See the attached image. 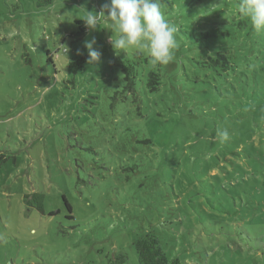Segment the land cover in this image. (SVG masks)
<instances>
[{"label": "rangeland", "instance_id": "1", "mask_svg": "<svg viewBox=\"0 0 264 264\" xmlns=\"http://www.w3.org/2000/svg\"><path fill=\"white\" fill-rule=\"evenodd\" d=\"M187 1L161 0L167 67L85 25L110 0H0V264H137L143 229L185 264H264V34L240 0Z\"/></svg>", "mask_w": 264, "mask_h": 264}, {"label": "clouds", "instance_id": "2", "mask_svg": "<svg viewBox=\"0 0 264 264\" xmlns=\"http://www.w3.org/2000/svg\"><path fill=\"white\" fill-rule=\"evenodd\" d=\"M238 10L250 19L256 33L264 34V0H240ZM81 19L91 30L107 22L109 27L106 28L113 34L110 42L117 55L131 49H146L153 63L167 65L175 59L179 47L178 28L165 17L161 0H110L103 5V11L86 10ZM95 43V39L85 42L90 64L101 57ZM229 135L227 129L216 133L222 142L227 141Z\"/></svg>", "mask_w": 264, "mask_h": 264}, {"label": "trees", "instance_id": "3", "mask_svg": "<svg viewBox=\"0 0 264 264\" xmlns=\"http://www.w3.org/2000/svg\"><path fill=\"white\" fill-rule=\"evenodd\" d=\"M53 0H44L43 5H47L52 3ZM169 0H167L168 2ZM191 0H188V4L190 7H195L196 5H202L204 1L206 2L207 0H200V1H195L196 4H193L190 2ZM173 8L175 7V4L177 3V0H174ZM172 8V10H173ZM162 12L165 14V17H169L168 14L171 12V10H162ZM211 35H205L201 39H198L199 42H204L205 39L209 38ZM203 44L199 45V48H203ZM66 49V48H65ZM146 51V50H145ZM144 52V51H142ZM139 53V56H141V53ZM121 54V53H120ZM114 58V57H113ZM112 58V59H113ZM122 60H124V57H122ZM81 60H77L76 64L78 65ZM130 62V61H129ZM135 63V62H134ZM172 62L167 64V67L170 66ZM139 64V63H138ZM79 66V65H78ZM114 69L118 71L119 75L121 76V79L123 81H126V85H124L126 88H132L133 82H135V77L137 76V72L135 70V67L131 63H124L122 64V67L119 65L116 66L113 65ZM77 69V67L75 66ZM75 69V71H76ZM218 69V67H217ZM216 68L214 69V72L217 70ZM132 84V85H131ZM137 85V84H136ZM113 86V85H112ZM118 152V151H117ZM6 159L4 158V155H0V164L5 162ZM27 199V202L40 211L41 213H45V194L39 191H34L30 194H27L25 196ZM65 200V199H64ZM65 202H67L65 200ZM68 206V209L72 211V207L68 202L66 203ZM53 214V213H52ZM133 246L135 248L136 254H137V259L138 262L137 264H185L184 261H182L178 256H173L171 257L166 250L164 249L159 235L156 233L155 230L149 229H143V231L134 238L133 240ZM110 264H131L130 263V256L129 254L123 252V251H118L117 253L114 254L112 258H110Z\"/></svg>", "mask_w": 264, "mask_h": 264}]
</instances>
